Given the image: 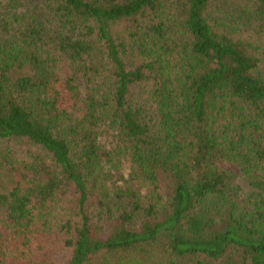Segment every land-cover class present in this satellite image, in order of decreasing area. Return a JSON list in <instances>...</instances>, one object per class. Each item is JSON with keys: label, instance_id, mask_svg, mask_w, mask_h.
Returning a JSON list of instances; mask_svg holds the SVG:
<instances>
[{"label": "trees", "instance_id": "1", "mask_svg": "<svg viewBox=\"0 0 264 264\" xmlns=\"http://www.w3.org/2000/svg\"><path fill=\"white\" fill-rule=\"evenodd\" d=\"M226 7L264 20V0H0V264H264V47ZM107 136L146 197L108 186Z\"/></svg>", "mask_w": 264, "mask_h": 264}, {"label": "rangeland", "instance_id": "2", "mask_svg": "<svg viewBox=\"0 0 264 264\" xmlns=\"http://www.w3.org/2000/svg\"><path fill=\"white\" fill-rule=\"evenodd\" d=\"M243 7L231 9L226 7L225 15L222 22L225 23L226 31L234 38H240L252 44L256 49L264 47V20L256 19L254 14L248 16L243 14ZM246 9V8H245ZM248 11V9H246ZM16 75L22 72H16ZM103 143L107 145L108 149L113 151V161L109 164L108 186L112 189L125 190L129 187L134 188L141 193L142 197H146L150 192V188L146 185H138L130 180V161L127 157L126 151L123 149V144L111 136L103 139ZM218 166L230 172L233 178V185L237 188L233 190V195L236 201L241 204L244 203L245 193L250 190L245 180L244 174L241 172L239 166L232 162H218ZM14 184V178L10 174L0 175V192L10 189ZM169 185L165 186V190ZM143 200V198H142ZM1 233V230H0ZM90 264H101L99 258H94Z\"/></svg>", "mask_w": 264, "mask_h": 264}]
</instances>
